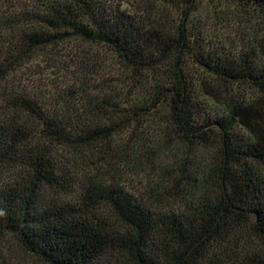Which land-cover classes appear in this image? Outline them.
Instances as JSON below:
<instances>
[{
  "label": "trees",
  "instance_id": "16d2710c",
  "mask_svg": "<svg viewBox=\"0 0 264 264\" xmlns=\"http://www.w3.org/2000/svg\"><path fill=\"white\" fill-rule=\"evenodd\" d=\"M202 3L0 0V251L264 264V0Z\"/></svg>",
  "mask_w": 264,
  "mask_h": 264
},
{
  "label": "rangeland",
  "instance_id": "374dc122",
  "mask_svg": "<svg viewBox=\"0 0 264 264\" xmlns=\"http://www.w3.org/2000/svg\"><path fill=\"white\" fill-rule=\"evenodd\" d=\"M207 0H203L202 8L204 12L206 9ZM211 7L208 6V9ZM208 20L209 22L211 19L213 20L211 23L215 24L220 22L219 19H217L216 14H209ZM241 32V33H239ZM220 33L224 34V38H227L231 41H237L238 38H251L256 35L264 36V20H251L249 22H246V27L241 26V30L239 27L230 25L228 27H225V25L222 24ZM254 33V35H250ZM249 36V37H248ZM55 62V61H54ZM53 64V60H47L43 55L40 56L36 61L33 63L34 69L37 71L36 77L33 78L34 80L40 79V85L42 86V89H45L47 84L49 83H61L62 77H61V66L58 63ZM26 73L28 74V69L26 70ZM48 88V87H47ZM13 250L7 251H0V258L4 259V264H39L32 260V258L24 254L22 252H19L18 250H15L14 245H12Z\"/></svg>",
  "mask_w": 264,
  "mask_h": 264
}]
</instances>
